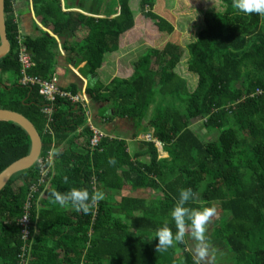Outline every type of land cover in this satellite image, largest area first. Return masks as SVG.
<instances>
[{
    "label": "trees",
    "instance_id": "16d2710c",
    "mask_svg": "<svg viewBox=\"0 0 264 264\" xmlns=\"http://www.w3.org/2000/svg\"><path fill=\"white\" fill-rule=\"evenodd\" d=\"M14 1L4 0L10 50L0 59V109L30 121L41 139L39 157L53 151L55 160L45 197L37 202L36 194L26 213L29 236L34 235L26 241L27 264H195L187 245L193 244L188 222L182 243L164 252L155 249L158 229L167 224L173 233L177 230L171 210L184 188L194 193L186 207L215 208L206 228L214 263L264 264V15L241 13L234 0H221L223 12H205L203 27L182 46L170 40L172 25L149 12L153 0L139 1V11L157 20L154 48L136 61L128 80H114L104 92L87 87L86 93L102 105L100 119H130L136 136L151 131L148 135L160 142L167 157L158 159L154 142L143 140L148 159L142 161L130 156L123 140L105 138L90 152L85 113L65 99L56 100L47 126L38 86L19 83ZM91 2L90 12L104 18L62 13L59 0H32L41 25L51 27L52 33L70 36L81 25L87 28L80 44L84 76H94L104 53L114 52L120 35L134 28L130 0ZM23 43L34 64L28 76L50 79L56 41L40 31L38 38ZM70 92L77 94L75 89ZM195 124L203 135L196 133ZM204 135L209 139H202ZM63 143L67 147L60 151ZM30 147L23 129L0 120V173ZM37 178L34 164L11 176L0 191V264H18L23 244L19 220ZM73 187L90 195L100 191L103 199L84 214L61 207L50 195ZM137 189L162 198L155 203L126 195L116 203L109 200Z\"/></svg>",
    "mask_w": 264,
    "mask_h": 264
},
{
    "label": "crops",
    "instance_id": "0c3cea01",
    "mask_svg": "<svg viewBox=\"0 0 264 264\" xmlns=\"http://www.w3.org/2000/svg\"><path fill=\"white\" fill-rule=\"evenodd\" d=\"M59 1L62 13L74 12L94 19L104 18V16L94 15L90 12L92 7L91 0ZM13 16L17 24L18 38L21 42H24L25 39L38 38L40 36V31L45 32L56 41L54 57L55 66L52 77L56 78L60 88L68 90L69 92L75 89L77 94L86 100V112L89 116L87 124H91L99 129L104 134L111 137V139L123 140L131 157L135 158V156H138L137 160H147L148 157L145 155L146 147L143 144L144 141L137 140V138L144 133L136 136L137 131L135 124L132 120L127 118L113 117L110 121H108L106 117L100 119L99 115L101 114L100 110L102 105L98 104L94 100V97L88 96L86 89L87 87L97 88L101 92H104L106 88L113 84L114 80H128L133 74L136 61L145 56L149 48H154V42L150 45L148 42H132L130 33L134 31V27L130 31L120 35L118 47L114 52L104 53L101 66L94 76H84L81 72L86 61L82 58L83 50H80L81 41L87 36V28L84 25H81L78 30L73 31L70 36H58L52 33L51 27L47 29L41 25V17L34 12L32 0H15L13 5ZM180 44L182 45V42ZM27 53L31 56L28 49ZM79 131L80 129H78V132ZM76 142L79 145L82 143V139H78ZM66 147L67 144L63 143L59 147V150L62 151ZM139 153H144V155L139 156ZM157 154L158 159L167 157V154L163 152L162 149L161 153L157 150ZM54 162L55 160L53 159L51 176H54L55 173ZM145 190L146 189H137L131 192L128 190L125 192L121 191L119 194H115L113 202L116 203L121 196L124 195L136 197L138 193H142ZM147 190L154 192L149 189ZM155 193L161 195L157 192ZM144 199L147 203H155V200L150 198V196ZM202 263L204 264V262Z\"/></svg>",
    "mask_w": 264,
    "mask_h": 264
},
{
    "label": "clouds",
    "instance_id": "9594fccd",
    "mask_svg": "<svg viewBox=\"0 0 264 264\" xmlns=\"http://www.w3.org/2000/svg\"><path fill=\"white\" fill-rule=\"evenodd\" d=\"M234 7L244 14L264 15V0H234ZM115 163L109 159V164ZM67 178L65 177V180ZM51 197L61 207H71L74 211L88 214L90 205L103 199V193L96 191L90 195L84 188H71L65 192L53 190ZM194 197L191 188H184L179 191L178 200L171 210V217L176 226V232L165 224L158 229L155 238L156 252L167 251L174 243H182L185 239V224H190L189 238L193 242L192 252L195 257V264H202L209 255V241L206 236L207 224L215 215L214 207L189 208L185 205ZM153 238V237H152ZM151 240V238H149Z\"/></svg>",
    "mask_w": 264,
    "mask_h": 264
},
{
    "label": "built area",
    "instance_id": "2783aa9c",
    "mask_svg": "<svg viewBox=\"0 0 264 264\" xmlns=\"http://www.w3.org/2000/svg\"><path fill=\"white\" fill-rule=\"evenodd\" d=\"M17 61L20 65V74L21 77L19 79V83L22 85H37L38 86V93L44 100L42 107L40 108V112L43 114L46 124L48 126L49 123L52 122V114L54 111V105L57 99H65L71 105L80 106L85 113L87 121H89L88 113L86 112V100L78 95L72 94L68 90L62 89L58 86V82L55 77H50L48 80H40L34 77H30L27 74V71L33 66V62L31 60V56L27 53V49L23 42L18 38L17 39ZM86 126L89 129L91 136L89 138V150L93 152L99 148L100 142L109 137L108 135L104 134L99 129L95 128L91 124H87ZM147 139L145 141H153L157 150L160 149L161 151V144L157 140H154L147 135ZM53 159H54V152H48V155L45 158L38 157L36 161L37 170H38V178L37 181L30 185L27 194V201L24 204V212L25 215L22 216L19 220V225L22 227L21 229V240L23 242L21 246V252L18 255V264H27L29 261V248L30 244L26 243L28 238H32L31 235L29 236L28 227L30 226V220L27 218V211L29 209L30 201L35 198L37 194V202L45 197V191L50 186L51 180V169L53 166ZM34 225V229H35Z\"/></svg>",
    "mask_w": 264,
    "mask_h": 264
},
{
    "label": "rangeland",
    "instance_id": "374dc122",
    "mask_svg": "<svg viewBox=\"0 0 264 264\" xmlns=\"http://www.w3.org/2000/svg\"><path fill=\"white\" fill-rule=\"evenodd\" d=\"M140 0H130L129 5L133 11L134 16V31L130 33L132 42H148L149 45L152 42H155L158 38V29H157V20H149L144 15L145 12L141 13ZM159 4V3H158ZM153 8L149 9L155 12L156 17L166 19L172 25V34L170 40L173 42H182V46H185L186 42H191L195 36V31H198L203 27L202 17L203 14L207 11L210 12H223V5L221 0H160L159 6H157V0H153ZM145 13V14H144ZM13 15V13H12ZM15 20V18H14ZM182 66V65H181ZM3 78V77H2ZM105 110V109H104ZM106 107V113H107ZM196 133L201 136L203 135L204 130L201 128L200 124H195ZM148 133L140 135L137 140H148ZM202 139L205 141L208 140L207 136H202ZM159 153H161L159 149ZM162 155V154H161ZM153 198L155 202L158 201L161 195H157L155 192L145 190L142 193H138L137 197H149ZM113 195L109 197V200H113ZM189 250L192 252L193 244L188 242ZM211 249H209L210 252ZM212 252V251H211ZM220 258V250H218ZM212 253L208 255L207 262L208 264H219L214 263V259L211 257ZM228 254H224L227 256ZM215 257V256H214ZM221 259V258H220ZM228 264L230 261H226ZM222 264V263H220Z\"/></svg>",
    "mask_w": 264,
    "mask_h": 264
},
{
    "label": "water",
    "instance_id": "95a60500",
    "mask_svg": "<svg viewBox=\"0 0 264 264\" xmlns=\"http://www.w3.org/2000/svg\"><path fill=\"white\" fill-rule=\"evenodd\" d=\"M9 50L10 46L6 38L4 23V0H0V59L7 55ZM0 120L12 122L19 126L25 131L31 142L29 153L26 156L8 165L0 173L1 191L5 187L11 176L23 170H27L36 163L41 152V139L32 123L17 112L0 109Z\"/></svg>",
    "mask_w": 264,
    "mask_h": 264
}]
</instances>
